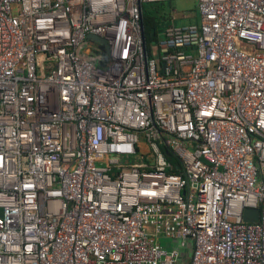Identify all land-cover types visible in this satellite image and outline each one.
<instances>
[{
	"label": "built area",
	"instance_id": "built-area-1",
	"mask_svg": "<svg viewBox=\"0 0 264 264\" xmlns=\"http://www.w3.org/2000/svg\"><path fill=\"white\" fill-rule=\"evenodd\" d=\"M172 1L0 0V264H264V0Z\"/></svg>",
	"mask_w": 264,
	"mask_h": 264
},
{
	"label": "rangeland",
	"instance_id": "rangeland-1",
	"mask_svg": "<svg viewBox=\"0 0 264 264\" xmlns=\"http://www.w3.org/2000/svg\"><path fill=\"white\" fill-rule=\"evenodd\" d=\"M171 3L172 6H174L173 14L171 13V9L169 7V10H163L161 6L156 5L154 9L157 11L160 10V21L162 22V26L167 28L169 25L175 23L178 27H184L189 26L193 24H200L201 22V14L198 9V4L194 0H175ZM170 21H165L169 20ZM162 245L168 249L171 250V245L174 247L177 246V244L174 242V240H167L166 238H162Z\"/></svg>",
	"mask_w": 264,
	"mask_h": 264
},
{
	"label": "trees",
	"instance_id": "trees-1",
	"mask_svg": "<svg viewBox=\"0 0 264 264\" xmlns=\"http://www.w3.org/2000/svg\"><path fill=\"white\" fill-rule=\"evenodd\" d=\"M156 5H159L162 7L163 10L168 11L169 7L171 9V13L173 14L174 6H172L171 3H158V4H145L144 7V15H143V22L145 27V35L147 38V42L149 45L154 43L158 40L159 35L165 32L166 28L163 27L161 24L163 21H160V10L154 9ZM165 20V21H170ZM170 160L174 163H177L175 157L173 155H170Z\"/></svg>",
	"mask_w": 264,
	"mask_h": 264
},
{
	"label": "water",
	"instance_id": "water-1",
	"mask_svg": "<svg viewBox=\"0 0 264 264\" xmlns=\"http://www.w3.org/2000/svg\"><path fill=\"white\" fill-rule=\"evenodd\" d=\"M91 41L103 42L101 38L95 35L88 36ZM260 219V211L258 209H247L244 214V220L246 222H258Z\"/></svg>",
	"mask_w": 264,
	"mask_h": 264
}]
</instances>
